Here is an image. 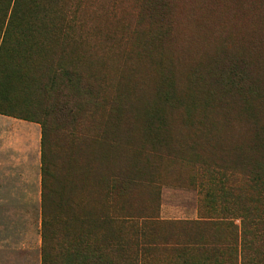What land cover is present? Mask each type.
<instances>
[{
    "label": "rangeland",
    "instance_id": "1",
    "mask_svg": "<svg viewBox=\"0 0 264 264\" xmlns=\"http://www.w3.org/2000/svg\"><path fill=\"white\" fill-rule=\"evenodd\" d=\"M45 6L57 43L43 69L70 72L72 87L63 78L53 96L75 114L73 123L50 122L51 200L72 198L62 202V218L88 219L52 222L43 240L41 146L39 164L20 172L0 154V264H42L44 246L49 264H102L142 248L156 264H236V249L244 264H264V227L246 237L244 254L228 226L238 228V219L213 232L193 229L209 216L205 191L218 194L211 172L234 174L242 196L250 171L264 175V0ZM114 168L122 188L112 200L106 182ZM79 179L87 187L74 198ZM140 213L161 223L144 241L124 220ZM193 241H218L215 256Z\"/></svg>",
    "mask_w": 264,
    "mask_h": 264
},
{
    "label": "trees",
    "instance_id": "2",
    "mask_svg": "<svg viewBox=\"0 0 264 264\" xmlns=\"http://www.w3.org/2000/svg\"><path fill=\"white\" fill-rule=\"evenodd\" d=\"M48 0H0V115L14 118L30 123H37L41 127V227L42 239L45 240L48 234V228L52 222L69 221L74 224L87 221V216L83 213L72 215L70 220L61 216V205L68 203L71 205L72 198L64 199L60 196L57 202H53L48 178L51 176L53 164L50 162L49 137L51 133V120H64L67 124L75 122V114L69 110V103L58 101L57 96H53L59 81L66 79L65 85L72 87L70 76H72L63 66L58 65L50 70L43 69L47 61L55 56L50 48H55L57 35L54 33V27L49 23V18L45 16L47 8L45 4ZM50 29L47 30V25ZM46 29V30H45ZM56 40V41H54ZM40 52L43 50V63H38ZM64 52V49H60ZM58 54V53H57ZM63 55V54H58ZM48 74V75H47ZM215 174V186L218 188V194L212 191H205L204 201L206 204L208 218H199L193 229L207 230L213 232L218 228H224L223 220H240V226L237 228L234 224H228L234 232L233 245L239 244L240 253L244 254L249 245L247 236L258 234L264 227V210L259 206L264 203V175L259 176V170L250 171L246 177L245 186L248 191L242 196L241 190L237 188L238 179L234 174L228 177L221 175L217 170ZM79 186L72 187L74 198L77 194H83L87 187L85 179H79ZM230 184V186H228ZM106 194L108 198L114 200L120 194L122 185L118 180L117 170L114 168L111 176L106 182ZM250 192V193H249ZM72 193V192H71ZM248 194V196H247ZM217 199L220 201L217 202ZM114 202V201H113ZM224 205L229 209H217L216 205ZM65 208V207H64ZM153 214H133L127 215L125 222L138 225L140 241L149 237L155 228L161 226L158 217ZM229 216V217H226ZM71 218H74L73 220ZM105 219V215L100 217ZM165 225V224H163ZM252 227L253 229L249 228ZM240 228V231H239ZM192 229V228H190ZM261 233V232H260ZM78 244H81L80 238L83 235H76ZM113 238V237H112ZM111 238V239H112ZM218 242V241H215ZM215 242L192 244L199 247L202 253L207 249L212 251L215 256ZM139 244V243H138ZM134 243V247L138 245ZM143 242H140V246ZM145 247V246H143ZM48 249L44 246L42 250V264H49L47 260ZM240 258V259H239ZM208 259H203L207 262ZM215 263V261H213ZM244 264V259L238 257L236 249V264ZM92 264V263H90ZM95 264V263H94ZM102 264H156L154 260L149 259V255L142 248L138 253L121 254L114 261H105ZM217 264H221V258H218Z\"/></svg>",
    "mask_w": 264,
    "mask_h": 264
},
{
    "label": "crops",
    "instance_id": "3",
    "mask_svg": "<svg viewBox=\"0 0 264 264\" xmlns=\"http://www.w3.org/2000/svg\"><path fill=\"white\" fill-rule=\"evenodd\" d=\"M41 130L39 125L0 115V154L14 172L39 164Z\"/></svg>",
    "mask_w": 264,
    "mask_h": 264
}]
</instances>
